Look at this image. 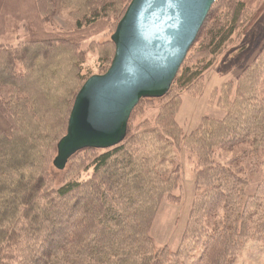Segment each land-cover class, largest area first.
<instances>
[{"label": "trees", "instance_id": "obj_1", "mask_svg": "<svg viewBox=\"0 0 264 264\" xmlns=\"http://www.w3.org/2000/svg\"><path fill=\"white\" fill-rule=\"evenodd\" d=\"M58 1L72 9L74 30L44 34L29 28V38L16 46L0 42V264H234L248 240L264 243V187L244 198L242 167L233 158L217 159L249 142L264 151V42L235 91L218 92L223 118L205 116L184 134L175 98L164 103L155 127L143 132L133 122L142 103L155 98H142L120 143L86 147L69 158V169L92 168L90 178L56 188L52 156L77 93L93 74L82 71L79 44L86 34L114 31L131 0H31L38 23L55 14ZM244 8L240 0L213 2L162 98L175 84L196 93L192 83L209 61L192 67L190 52L206 57L212 46L216 52L239 26ZM93 44L104 73L115 43ZM180 145L194 156L196 192L180 243L171 250L156 246L151 228L162 200L180 196Z\"/></svg>", "mask_w": 264, "mask_h": 264}, {"label": "rangeland", "instance_id": "obj_2", "mask_svg": "<svg viewBox=\"0 0 264 264\" xmlns=\"http://www.w3.org/2000/svg\"><path fill=\"white\" fill-rule=\"evenodd\" d=\"M240 1H244L245 4L242 20L223 45L216 52H213L212 46V53L206 57H197L194 49L190 52L188 64L192 67L200 68L209 61V67L192 83L195 85L196 93L192 89L189 90L187 87L175 84L168 97L145 100L133 122L134 128H141L143 132L146 131L147 127L153 129L164 103L175 98L177 99L176 109L178 107L175 115L184 134H189L194 130L205 116L213 118L225 116L226 111L218 102V92L221 91V87L235 91L239 74L244 66L254 60L257 49L264 42V0ZM31 7V0H1V43L16 46L24 42L29 38V28L33 29L35 33L40 31L44 34L46 32L66 33L76 28V19L71 14L72 9L59 1L55 14L47 18L43 17L42 22L40 20L41 23H38V17L32 12ZM224 15L225 13L223 17ZM226 19L230 20L228 16ZM114 31L110 32L105 29L98 33L84 35V39L79 44L85 55L82 67L84 74H102L105 63L100 60L99 50L93 43L111 39ZM6 94L5 91L4 95L6 96ZM261 94L264 97V82L261 85ZM178 102L180 103L179 106ZM144 122H148V124H144ZM175 153L176 163H180L182 173L181 192L177 190L175 194H180V196L178 201L176 200L177 202L167 198L162 200L151 228V236L156 246L167 245L171 250L176 249L180 243L196 192L193 154L184 149L183 145H180ZM56 155L57 150L51 161L53 187L57 188L67 181L87 180L92 175V168L87 170L81 167L75 170L66 166L62 170L57 169L53 165ZM232 158L233 164L242 167L248 178V183L243 187L244 198L254 193L261 185L262 188L264 187V182L262 183L264 178L263 150L253 149L252 143L249 142L237 146L231 151H221L217 156L220 161ZM234 264H264V243L248 240L238 252Z\"/></svg>", "mask_w": 264, "mask_h": 264}, {"label": "water", "instance_id": "obj_3", "mask_svg": "<svg viewBox=\"0 0 264 264\" xmlns=\"http://www.w3.org/2000/svg\"><path fill=\"white\" fill-rule=\"evenodd\" d=\"M214 1H130L111 35L108 70L88 77L77 93L53 160L57 169L83 148H108L125 138L140 99L169 90Z\"/></svg>", "mask_w": 264, "mask_h": 264}]
</instances>
